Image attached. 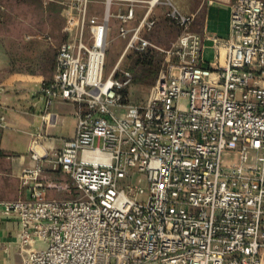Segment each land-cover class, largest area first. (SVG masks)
I'll list each match as a JSON object with an SVG mask.
<instances>
[{
	"label": "built area",
	"instance_id": "built-area-1",
	"mask_svg": "<svg viewBox=\"0 0 264 264\" xmlns=\"http://www.w3.org/2000/svg\"><path fill=\"white\" fill-rule=\"evenodd\" d=\"M87 1L69 3L75 37L54 45L43 88L78 103L75 134L53 152L36 135L20 171L29 194L0 201V217L18 221L19 264H264V0H232L226 37L185 31L179 58L127 105L132 72L104 74L108 14L87 19ZM133 15L118 14L120 36ZM140 27L127 47L152 46ZM206 43L212 57L196 61ZM46 164L75 196L47 197L67 186Z\"/></svg>",
	"mask_w": 264,
	"mask_h": 264
},
{
	"label": "crops",
	"instance_id": "crops-1",
	"mask_svg": "<svg viewBox=\"0 0 264 264\" xmlns=\"http://www.w3.org/2000/svg\"><path fill=\"white\" fill-rule=\"evenodd\" d=\"M3 1V2H2ZM0 0V15H8L10 8L5 0ZM49 1L42 0L44 21L37 23L30 18L0 17V201L24 197L29 191L20 180L21 168L31 163L30 145L33 138L40 136L38 148L47 152L60 150L65 140L73 138L77 122L78 103L62 100H48L44 94L45 83L51 78L55 57L47 36L52 28V11ZM172 4H180L181 0H170ZM225 3L207 4L200 13L202 24L196 32H210L213 35L226 37L229 23V5ZM70 2H65L66 9L62 10L63 23L60 30L65 28ZM165 0H88L86 17H96L101 20L108 14L106 30V48L114 44H122L124 51L128 48V38L139 28L138 36L150 40L148 31L154 29L161 20L166 18L169 8ZM190 7L184 14H195L201 9L202 2L190 0ZM174 4V5H175ZM133 8V18L126 22L129 33L126 37L119 34L122 24L118 14L126 13ZM14 14L12 13V16ZM4 17V18H3ZM153 21L148 27L145 23ZM72 29L66 32L71 36ZM85 41L91 42L88 26L85 27ZM38 45L43 51H38ZM124 51L116 58L117 64ZM3 119H2V118ZM45 174L55 176L65 189H49V198H69L71 189L69 176L61 170L53 171L46 164ZM18 221L12 218L0 217V264H19L21 255L17 250Z\"/></svg>",
	"mask_w": 264,
	"mask_h": 264
},
{
	"label": "rangeland",
	"instance_id": "rangeland-1",
	"mask_svg": "<svg viewBox=\"0 0 264 264\" xmlns=\"http://www.w3.org/2000/svg\"><path fill=\"white\" fill-rule=\"evenodd\" d=\"M41 1L42 0H5L6 5H8L10 8V13L6 15L7 17L2 14L0 15V17L4 16L8 19V21L12 20V18H30L32 21L34 20L38 24L42 23L45 17L43 15L44 8L41 5ZM197 1L202 2L201 9L198 11V17H196L195 15V19L187 25V28L182 26L177 19H174L173 17L168 15L166 18L161 20L158 26L147 32L150 36L151 41L149 42H151L152 46H148L143 50H139L136 48V45H133L129 46L125 51V46H122V44H114L113 46H108L106 48L104 74L108 75L112 71V69L117 66L116 72H119L120 69H129L133 75L131 84L123 92V104H135L145 100L152 84L158 76V73H160L159 71L165 66L166 60H176L179 58L180 55L178 53H181L183 51V49L177 51L179 47V39L183 37L185 31L196 32L195 29L201 26L202 17L200 16V13L205 10V7L209 6L207 4H221L225 3L228 0ZM49 2V4L51 5L49 7L52 11V18L51 21H49L47 16V23H49V27L52 28V34H50V38L53 42V45H51L50 43V46L54 52L55 57L57 52L54 45L60 44L61 42L68 39H72L73 37H75V31H72L71 36H68L66 34V32H69L68 30H66V19L64 30H60L63 23L62 10L66 9L67 7L65 2H71V0H52ZM165 2L166 7L169 8V12H171L173 9H176L182 15H190L184 14L183 12V8L187 10L190 7V0H181L180 4L174 3L175 5L172 4L170 0H165ZM12 13L14 14L13 16ZM207 33L211 34L209 31ZM37 49L38 51H43V48L39 45ZM121 51H124V54L121 60L117 64H115V60L119 57L118 55ZM169 51H171V53H169ZM184 51H187V48H185ZM211 55L212 52L210 44L206 43L198 50V57H196L195 59L196 61H200L203 59L208 60L212 57ZM142 69L147 70V73L150 74H155V72L158 73L154 76V78H152L151 75L149 76L148 74V76L144 79L136 81L135 74L137 72H141ZM75 195L76 194L74 193L70 194V196Z\"/></svg>",
	"mask_w": 264,
	"mask_h": 264
},
{
	"label": "trees",
	"instance_id": "trees-1",
	"mask_svg": "<svg viewBox=\"0 0 264 264\" xmlns=\"http://www.w3.org/2000/svg\"><path fill=\"white\" fill-rule=\"evenodd\" d=\"M158 72H155V74L153 73V74H150V73H147V70H141V72H137L136 74H135V80L137 81V80H141V79H144L145 77H147L148 76V74H149V76L151 75V77L152 78H154V76L157 74Z\"/></svg>",
	"mask_w": 264,
	"mask_h": 264
}]
</instances>
